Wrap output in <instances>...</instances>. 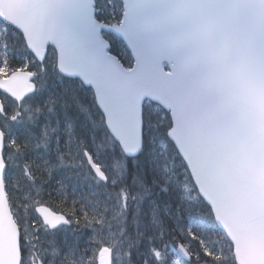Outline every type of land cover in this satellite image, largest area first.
<instances>
[{
  "label": "water",
  "instance_id": "1",
  "mask_svg": "<svg viewBox=\"0 0 264 264\" xmlns=\"http://www.w3.org/2000/svg\"><path fill=\"white\" fill-rule=\"evenodd\" d=\"M121 1L122 21L115 25L95 19L94 0H0V18L23 34L38 61L52 45L58 70L92 87L126 156L142 148L143 101L170 111L168 137L233 243L237 264H264V0ZM102 30L124 40L131 69L107 53ZM31 79V73L15 71L0 79V90L20 102L35 90ZM2 149L0 130V264H20ZM35 211L51 230L69 225L47 206ZM177 249L190 258L181 244ZM100 256V264H111L109 248Z\"/></svg>",
  "mask_w": 264,
  "mask_h": 264
},
{
  "label": "trees",
  "instance_id": "2",
  "mask_svg": "<svg viewBox=\"0 0 264 264\" xmlns=\"http://www.w3.org/2000/svg\"><path fill=\"white\" fill-rule=\"evenodd\" d=\"M96 15L107 23L118 22L119 1L97 0ZM107 36L111 51L125 66H130L131 55L122 40ZM52 58L54 53L50 52L41 72L23 37L0 20V77L15 69H26L36 73L37 83L36 93L22 104L20 122L6 120L2 124L5 152L15 153L33 177L44 202L67 215L72 222L67 235L55 238V232H51L48 234L53 235L52 239L35 241L34 237L38 236L35 228L44 230L36 221L30 240L37 246L33 251L47 256V260L51 258L49 264H64V256L74 264H81L86 260L88 249L85 246L89 243L91 229L103 230L96 222L108 221V215L104 216V211H108L107 192L123 189L128 194V207L123 218L117 221V227L131 242L148 241L145 234L148 228L137 229L148 224L147 204L139 194L147 196L152 191L150 194L159 204L161 216L165 211L168 213L162 216L165 234L169 232L171 238L182 242L191 253V261L183 264H236L231 243L217 227L210 208L198 195L185 164L166 136L170 125L167 112L152 102L144 103L143 150L137 158L127 159L105 128L92 91L76 79L61 76ZM0 97L6 112L13 113L15 102L3 94ZM36 127L43 129L42 136ZM168 142L172 151L166 155ZM85 152L107 173L113 160L121 159L125 165L122 177L115 185L98 181L86 164ZM177 159L180 160L177 162ZM8 191L11 192L10 187ZM21 242L28 243L23 237ZM21 251L22 264H30L32 251L26 247ZM172 255L178 256L174 251Z\"/></svg>",
  "mask_w": 264,
  "mask_h": 264
},
{
  "label": "rangeland",
  "instance_id": "3",
  "mask_svg": "<svg viewBox=\"0 0 264 264\" xmlns=\"http://www.w3.org/2000/svg\"><path fill=\"white\" fill-rule=\"evenodd\" d=\"M42 132L43 129H41V133ZM6 157L10 165V169L6 175V185L8 188L10 187L11 192L9 193L8 188H6V190L12 198V200H10L11 206L17 211L18 216L22 219L21 223H23L24 229L26 230L22 237L24 240L28 241V243H22V247H26L28 251H32V255L30 256L28 262L30 264H49L51 258L47 260V256H41L40 253L33 251V249L37 247L35 245V241L38 238H40V240H50L53 235H49L45 231L35 228L38 236L34 237V242H30L31 233L34 229V223L38 221L34 218L33 209L35 205L44 202L45 199L40 196L39 189L35 185L33 178L31 176H27L26 171L21 174L23 166L22 163L20 162L18 164L12 153H7ZM41 163L45 164V161H41ZM110 165V172L108 173L111 175H109V177L113 183H116L122 177L125 165L121 163V159L113 160ZM156 175H158V172ZM168 182L169 179L167 183ZM156 187L157 185H155L153 192L156 190ZM150 193H152V191H150ZM150 193L147 194V196H144L145 193L142 194L143 196L139 194V198H148ZM111 196L116 201L115 204L111 202L108 205L109 208L114 207L109 212L111 219L108 221L105 220L104 223L100 219L96 222L97 225L103 228V231L101 233H95L94 230L91 231V236L88 238V248H86L88 249L86 260H84L81 264H98V254H96L97 256L95 255V250H99V248L104 245L110 246L113 249L115 264H168L169 259L172 261L171 264H181L180 260L172 255L175 238H171L169 236V232L165 234L166 230L162 221V216H167V211H165L164 215L162 213L161 216L159 204L156 203L155 200L150 201L148 199L146 208V210H148V224L146 227L137 226V229L139 230L141 228H148V231H145L148 241L146 243H142V240L137 242L135 240L131 242L129 238L122 236V232L118 230L119 228L117 227V222L115 221L118 219L119 215H122V213H120V208L123 204L124 197L122 194H114ZM150 197L152 198V196ZM106 213L107 212L104 211V216L107 217ZM158 215L160 216L159 218ZM65 235H67V230L65 228H61L59 231L55 232L54 237L58 238L59 236ZM165 239H167V241H165Z\"/></svg>",
  "mask_w": 264,
  "mask_h": 264
},
{
  "label": "bare ground",
  "instance_id": "4",
  "mask_svg": "<svg viewBox=\"0 0 264 264\" xmlns=\"http://www.w3.org/2000/svg\"><path fill=\"white\" fill-rule=\"evenodd\" d=\"M155 175H156V173H155ZM155 175H153V176H155ZM102 231H103V230H100L99 228H98V230H96V232H99V233H101ZM96 232H95V233H96ZM85 247L88 248V245H86ZM98 252H99V251L96 249V250H95V255L98 254ZM96 256H97V255H96ZM63 259H64V261H63L64 264H69V263L71 264V263H73L71 260L67 259V257H65V256L63 257ZM73 264H74V263H73Z\"/></svg>",
  "mask_w": 264,
  "mask_h": 264
}]
</instances>
